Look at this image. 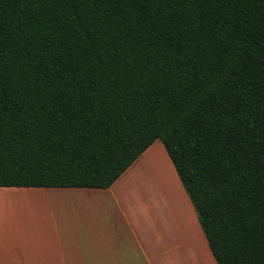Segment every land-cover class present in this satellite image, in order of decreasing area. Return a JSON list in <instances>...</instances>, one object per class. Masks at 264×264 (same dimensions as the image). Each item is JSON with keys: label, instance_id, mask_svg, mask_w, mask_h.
<instances>
[{"label": "trees", "instance_id": "obj_1", "mask_svg": "<svg viewBox=\"0 0 264 264\" xmlns=\"http://www.w3.org/2000/svg\"><path fill=\"white\" fill-rule=\"evenodd\" d=\"M157 139L218 264H264V0H0V186L109 187Z\"/></svg>", "mask_w": 264, "mask_h": 264}, {"label": "crops", "instance_id": "obj_2", "mask_svg": "<svg viewBox=\"0 0 264 264\" xmlns=\"http://www.w3.org/2000/svg\"><path fill=\"white\" fill-rule=\"evenodd\" d=\"M153 147L109 187L0 186V264H218L161 147L178 196L160 187L167 173ZM143 157L148 189L132 196L126 175ZM134 204L147 218L133 215Z\"/></svg>", "mask_w": 264, "mask_h": 264}, {"label": "rangeland", "instance_id": "obj_3", "mask_svg": "<svg viewBox=\"0 0 264 264\" xmlns=\"http://www.w3.org/2000/svg\"><path fill=\"white\" fill-rule=\"evenodd\" d=\"M162 149H164V152H165V154H166V156L169 158V160H171V158L169 157V155H168V153H167V151H166V149H165V147H164V145H163V143H162V141L160 140V139H157L155 142H154V147H153V149H156V151L158 150V155L156 154V156L155 155H153L154 157H157V160H159V162H161V164H162V167H163V170L167 173V176H166V181H162L163 182V184L161 185L160 184V187L161 186H163L162 188V190L164 191L165 189L167 190V188L169 189V190H172V189H174V190H176V193H177V196H178V189H177V181L176 180H178L179 179V181L181 182V180H180V178H179V176L177 177L178 179H174V177H172L173 175H171L170 174V172L168 171L169 170V163L167 162V160H166V158L165 157H162L161 158V148ZM148 155V154H147ZM150 156H152L151 154H149ZM165 156V155H164ZM145 157H146V155H145ZM145 157H143V159H141V161H140V165H139V167H136V165H135V167H133V168H131L130 170H129V173L126 175V177H128V180H129V183H128V188L131 190L130 191V195H135V194H140V193H142V192H144V193H142L143 195H146V189H148L147 187H146V179L148 178V169H147V160H148V158H145ZM172 161V160H171ZM173 163V162H172ZM171 163V164H172ZM174 166V165H173ZM175 168V167H174ZM169 172V173H168ZM147 176V177H146ZM164 182H165V184H164ZM181 185H182V182H181ZM183 186V185H182ZM140 193H139V192ZM132 193V194H131ZM160 194H162L163 195V193H160ZM160 198L162 199L161 201H163V196H161L160 195ZM136 205H138V206H142V204H134L133 206L135 207L134 209H133V211L135 212H133V215L135 216L136 215V212H137V209H138V212L140 213V211H141V213H140V216H142L143 217V219L144 218H147V210L145 209H143V208H145L144 207V205L142 206L143 208H138ZM148 206V205H147ZM151 208V207H150ZM149 209V208H148ZM153 213H155V211L154 210H152V209H149L148 210V214L151 216V215H153ZM145 231L146 232H148V234H150L149 233V230H147V229H145ZM152 238V234H150V239Z\"/></svg>", "mask_w": 264, "mask_h": 264}, {"label": "bare ground", "instance_id": "obj_4", "mask_svg": "<svg viewBox=\"0 0 264 264\" xmlns=\"http://www.w3.org/2000/svg\"><path fill=\"white\" fill-rule=\"evenodd\" d=\"M172 191H175L174 189L172 190ZM174 193V192H173ZM176 193V192H175ZM173 204H174V202H173ZM184 206V205H183ZM182 210V209H181Z\"/></svg>", "mask_w": 264, "mask_h": 264}]
</instances>
